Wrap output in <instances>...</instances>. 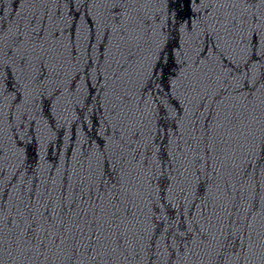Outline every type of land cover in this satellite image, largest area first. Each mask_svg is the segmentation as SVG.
Listing matches in <instances>:
<instances>
[{
  "label": "water",
  "instance_id": "water-1",
  "mask_svg": "<svg viewBox=\"0 0 264 264\" xmlns=\"http://www.w3.org/2000/svg\"><path fill=\"white\" fill-rule=\"evenodd\" d=\"M261 141L264 0H0V264H264Z\"/></svg>",
  "mask_w": 264,
  "mask_h": 264
},
{
  "label": "snow or ice",
  "instance_id": "snow-or-ice-1",
  "mask_svg": "<svg viewBox=\"0 0 264 264\" xmlns=\"http://www.w3.org/2000/svg\"><path fill=\"white\" fill-rule=\"evenodd\" d=\"M254 34L255 33L252 34V41H253V35ZM255 39H256V42L255 43H258L259 42V37H257L256 34H255ZM257 150H258V152H257L258 156L260 158L264 159V141H261L259 143V145L257 146Z\"/></svg>",
  "mask_w": 264,
  "mask_h": 264
}]
</instances>
